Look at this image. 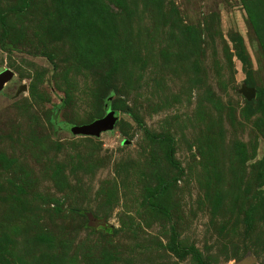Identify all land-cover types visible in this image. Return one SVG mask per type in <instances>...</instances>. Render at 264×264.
Listing matches in <instances>:
<instances>
[{
  "label": "rangeland",
  "instance_id": "374dc122",
  "mask_svg": "<svg viewBox=\"0 0 264 264\" xmlns=\"http://www.w3.org/2000/svg\"><path fill=\"white\" fill-rule=\"evenodd\" d=\"M7 69L0 264H264V0H0Z\"/></svg>",
  "mask_w": 264,
  "mask_h": 264
},
{
  "label": "water",
  "instance_id": "95a60500",
  "mask_svg": "<svg viewBox=\"0 0 264 264\" xmlns=\"http://www.w3.org/2000/svg\"><path fill=\"white\" fill-rule=\"evenodd\" d=\"M13 76H14V72L11 69H7L3 73L0 74V92L4 89L5 84L9 82ZM243 93L248 99H252L256 95V89L255 88H245L243 89ZM118 118L119 117L116 114V110L109 108L107 115L105 117L98 119L90 124L75 126L73 130L81 134L99 136L103 131L113 129L118 121ZM97 224H99V222ZM253 263H254V259L246 258L236 264H253Z\"/></svg>",
  "mask_w": 264,
  "mask_h": 264
}]
</instances>
